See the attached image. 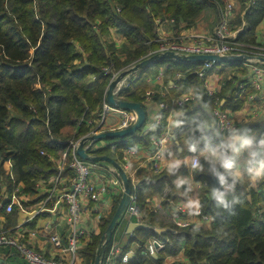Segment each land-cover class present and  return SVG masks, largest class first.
I'll list each match as a JSON object with an SVG mask.
<instances>
[{
	"label": "trees",
	"instance_id": "16d2710c",
	"mask_svg": "<svg viewBox=\"0 0 264 264\" xmlns=\"http://www.w3.org/2000/svg\"><path fill=\"white\" fill-rule=\"evenodd\" d=\"M217 1L0 0V194L3 184L12 190L20 181L26 183V190L33 192L37 180L49 179L56 173V163L50 155L64 157L68 148L65 140L87 133L92 127L87 120L102 108L112 76L104 67L122 71L158 48L157 17L174 18L177 32L196 24L203 14L213 9L219 22ZM245 7L241 5L232 19V28L238 29L244 24L237 39L254 43L258 37L257 27L264 19V0ZM242 10L244 12L240 13ZM202 62L173 58L154 61L131 73L118 97L140 101L147 107L145 93L154 88V98L173 104L174 97L199 84L196 70ZM225 66L235 69L234 73L227 74ZM239 66L241 61L215 63L211 73L219 78L221 90L211 97L212 104L218 97L223 108L236 110L241 108L247 94L255 91L247 83L241 93V82L235 75ZM161 71L164 95L160 83H155ZM207 99L204 96V100ZM175 105L184 113L180 119L185 123L173 129L181 145L185 134L200 136L198 131H192L194 118L210 119L212 114L204 110L198 113L188 105ZM170 111V108L163 110L162 121L154 123V132L149 130L146 121L132 135L96 141L98 146L90 148L89 152L107 154L118 161L128 144H142L153 152L152 138L160 137L167 129ZM102 140H106L105 144ZM113 142L117 143L115 149ZM67 155L66 172H71L68 166L71 153ZM179 155L186 162L173 175L166 169L154 174L140 167L136 183L130 176L144 217L153 224V213L147 207L148 197L163 192L168 184L172 186V198L176 201L182 198L175 194L174 180L186 174L188 180L201 182V209L212 216V221L209 226L188 227L160 223L168 227L162 233L155 232L151 226L138 228L125 244L128 248L136 244L127 264H160L167 255L181 251L192 264H264V181H259L255 187H248L244 182L238 184L236 194L242 203L234 205L229 212L210 199L211 187L219 186V182L206 171L207 165L204 172L193 169L190 172L187 159L194 154L183 150ZM9 160L11 166L7 163ZM121 196L122 193L112 213L104 219L101 232L83 249L87 261H95L101 237ZM164 204L171 206L169 200ZM154 235L165 240V246L157 255L147 256L144 243Z\"/></svg>",
	"mask_w": 264,
	"mask_h": 264
},
{
	"label": "built area",
	"instance_id": "2783aa9c",
	"mask_svg": "<svg viewBox=\"0 0 264 264\" xmlns=\"http://www.w3.org/2000/svg\"><path fill=\"white\" fill-rule=\"evenodd\" d=\"M254 1L256 0H218L220 19L214 30L210 32L185 34L181 33L183 29L177 32L174 28V18L157 17L155 19L158 33L156 40L159 45L152 53L172 50L185 55L250 54L264 56L263 40L249 46L237 39V33L244 24L238 29L232 28V19L239 12L237 3L245 4L247 7ZM243 12L244 10L241 13ZM168 25L174 32L167 30ZM262 38L264 39V32H262ZM249 49L253 52H249ZM242 61L247 63L250 68V86L259 90L264 81V62L255 57ZM215 63L212 60H204L196 70L198 77L211 96L216 95L215 90L209 87L212 83L210 75ZM104 69L108 73L112 72L111 80L121 72V70H114L112 66H105ZM130 74L124 76L117 83L115 87L117 97L119 90L127 83ZM178 75L181 73L179 72ZM162 79L163 72H160L157 75V80L161 81ZM245 89L246 85L241 84V92H244ZM154 94V91L148 89L145 93L146 102L152 99ZM254 97L255 92H250L246 96L248 101L253 100ZM194 99L193 93L191 95L185 93L173 98V103L185 105ZM169 106V102L161 100L160 119H155L154 123L162 121L163 110ZM113 111L120 114L119 122L113 127L107 128V117ZM212 112L217 124L236 125L231 111L222 107V101L218 97L214 100ZM136 119L137 112L135 110L113 107L107 101L105 94L102 108L96 116L87 120L92 125L91 129L78 138L65 140L68 143V148L64 157L57 158L52 154L50 155L56 163V173L51 178L37 180L33 192L25 189L23 181L15 183L12 190L3 184L0 194V217L7 218L12 213L19 211L24 213V218L9 227H6L5 224L0 225V245L13 247L30 264H95V261H87L83 249L95 235L101 232V224L109 215L105 208V198L109 195L111 188L117 187L123 192L124 186L115 169L101 167L99 162L81 157L77 148L82 137L92 136L108 129L129 127ZM173 136V130L166 129L160 137L152 138L154 151L150 158L153 161L154 172L161 170L160 160L166 145ZM98 140L100 139L86 140L84 146L88 153H90V148L98 146L96 143ZM105 141L102 140L101 143L105 144ZM161 141H165L166 145H162ZM111 145L113 149L117 147L115 142ZM146 148L142 144H128L123 148V158L127 159L129 156L137 155ZM68 152L71 153V159L68 162V166L72 169L71 172H66L65 167V165L67 166ZM165 200H160L151 206L150 210L153 213V224H151L144 217L138 197L132 191L130 202L123 217L114 229L111 240L106 244L101 264H127L129 262L130 253H134L135 249L133 247L128 248L125 244L135 235V231L128 232V226L133 221L147 223L153 228L163 227L160 226V223L174 224L179 227H188L194 224L210 225L212 216L202 209H200L199 215H189L184 202L168 197L167 200L170 201L171 206L167 207L164 204ZM194 216H198L199 220H194ZM34 219H37L36 224L34 226L29 225ZM39 220L40 223L38 224ZM165 242L155 235L151 236L144 243V253L147 256L157 255L160 249L165 246ZM168 256L170 255L166 257ZM165 258L160 264H165ZM169 264H192V262L188 258L186 262L174 260Z\"/></svg>",
	"mask_w": 264,
	"mask_h": 264
},
{
	"label": "clouds",
	"instance_id": "9594fccd",
	"mask_svg": "<svg viewBox=\"0 0 264 264\" xmlns=\"http://www.w3.org/2000/svg\"><path fill=\"white\" fill-rule=\"evenodd\" d=\"M195 99L199 101L202 97L197 94ZM203 107L208 110V105ZM183 115L182 110L172 113L169 117V127H181L185 123L180 119ZM153 118L160 119V114L157 113ZM155 128V124L149 125V130L154 132ZM192 131H198L200 136L185 134L182 137L187 152L194 154L191 158V168L204 172L205 164L207 165L206 171L219 182V186L211 187L210 199L216 202L217 207L231 212L234 205L242 203L241 197L236 194L238 184L247 180L255 187L259 181H264V131L254 130L247 124H217L214 118H194ZM161 144L166 145V142L161 141ZM165 151H168L166 147ZM168 154L172 155L170 152ZM185 162L178 156L167 159V173L173 175ZM188 183L189 180L185 177H177L174 180L177 189ZM185 208L189 215H199L201 203L198 199L188 200Z\"/></svg>",
	"mask_w": 264,
	"mask_h": 264
},
{
	"label": "crops",
	"instance_id": "0c3cea01",
	"mask_svg": "<svg viewBox=\"0 0 264 264\" xmlns=\"http://www.w3.org/2000/svg\"><path fill=\"white\" fill-rule=\"evenodd\" d=\"M198 24H194L192 26H188V27H184L182 28L183 31H181V33H185V34H190L193 32H210L213 31L215 27L210 25V21L209 20H204L203 18L199 19L197 21ZM213 28V29H212ZM211 29V30H210ZM264 29V19L262 20V22L259 24L258 26V31L260 33H262V30ZM167 30L172 31V28L170 25L167 26ZM241 61V66L238 67V69H236V76L240 79V88H241V84H250L249 78H250V68L249 65L245 62ZM230 66H225V69L227 70ZM232 68V67H230ZM231 70H235V69H231ZM162 72V71H161ZM234 72L232 71L229 74H233ZM210 80L212 81L211 85L209 86L211 89L215 90V94H219L220 90H221V83L219 82V78H217L214 73H211L210 75ZM155 83H160V87L162 86V90L160 88L161 94H165V85L163 84V79L160 80H156ZM174 85V84H172ZM152 91L156 92V90L154 88H149ZM148 90V89H147ZM193 93L194 96H196L197 94H199L202 99L197 101L196 99H194L193 101L185 104L188 105L189 109L191 110H196L198 111V113L200 111H207L209 113L212 114L211 118H214L213 116V108H214V103L212 104L211 101V95L208 94L206 87L204 86L203 82L200 79V82L198 85L194 86L191 88L190 91L186 92V93ZM255 92V97L253 100L248 101L247 98L244 99V102L241 106V108L236 109V110H232L230 108H226L229 109L235 119L236 125H240V124H247L249 127L251 126V128H253L254 130H260V131H264V81L261 84V88L259 90H255L253 91ZM242 93V92H241ZM185 94V93H183ZM182 95V94H181ZM179 95V96H181ZM177 96V97H179ZM204 96L208 97V99L205 101L204 100ZM174 97V98H177ZM162 99L158 100L156 98H154V96L152 97V99H150L147 102V127H149V125L154 124L155 119L153 118V116H155L157 113L160 112L161 107H160V102ZM173 101V99H172ZM208 105V110H206L203 105ZM210 104H212V109L210 107ZM169 108L171 109L170 114L168 116V121H169V117L172 113H174L177 109H176V105L170 104ZM119 118H120V114L117 111H113L111 112L106 120V127H113L115 124H117L119 122ZM167 129H171L172 128L168 127ZM173 134H174V130H173ZM153 146V143H152ZM167 148V152L164 150V154L162 159L160 160V165H161V170L163 171L165 168V161L167 159H172L173 156H178L180 158L179 152H182L183 150H187L184 143L182 142L181 145H179V141L176 139V136L174 134V136L172 137V139H170V141L168 142V144L166 145ZM151 149L154 150L153 147H151ZM171 153L172 155H169L168 153ZM153 152L148 151L147 148L144 151H141L139 154L137 155H133V156H129L127 159H124L122 156V159L120 161V163H122V165L126 168L128 174L132 177V180L134 183L137 182L138 180V176H137V169L138 168H144L147 169L148 172L150 173H159V172H154L153 170V161L150 158L151 154ZM124 155V153H123ZM187 161L189 162L188 164H190V172H191V157H189L187 159ZM101 167H106L105 165H100ZM110 169V168H108ZM179 177H185L187 178L186 174H181ZM246 186H251L247 180L244 181ZM201 182H198L197 180L194 179H190L188 184H185L183 187L176 189L175 190V194L181 196L182 198L179 199V201L184 202L185 204L187 203L188 200H195L198 199L200 201V196H199V189L201 187ZM172 186L170 184H168L165 189L163 190V192L158 193V194H154L150 197H148V204L147 207L150 209L152 205H154L156 202L160 201V200H167L168 197H173L174 194L172 193ZM123 193L119 188L117 187H113L111 188L109 195L105 198L106 201V210L109 212V215L112 213L113 209H114V205L116 200L119 198L120 194ZM165 200V201H166ZM24 213H20L19 211H16L14 213H12L11 215H9L7 218L5 217H0V225L3 226L4 224L6 225V227H9L11 224H15L17 221H22L24 218ZM108 215V216H109ZM194 220H199L198 216H194ZM37 222V219H34L33 221H31L29 223V225L34 226ZM40 223V220L38 221V224ZM101 230H102V224H101ZM98 235V234H97ZM135 249L136 244H132V246ZM12 254H18L16 251H14ZM0 258L4 259V261L6 262V264H8V255H6L5 253L0 251ZM188 259L187 255L181 251L177 254H173L170 255L168 257L165 258V264H169L171 261L174 260H179V261H183L186 262Z\"/></svg>",
	"mask_w": 264,
	"mask_h": 264
},
{
	"label": "water",
	"instance_id": "95a60500",
	"mask_svg": "<svg viewBox=\"0 0 264 264\" xmlns=\"http://www.w3.org/2000/svg\"><path fill=\"white\" fill-rule=\"evenodd\" d=\"M257 58L259 61L264 62V56L263 55H250V54H226V55H221V54H190V55H185V54H178L172 50H167V51H159L152 53L151 55L144 57L143 59L139 60L138 62L134 63L132 66L123 69L117 77L114 79L110 80L109 85L106 90V99L107 101L113 106V107H118V108H125V109H133L137 112V119L134 121L133 124H131L129 127H125L122 129H108L105 131H102L98 134L92 135V136H86L82 137L79 142V146L77 148L78 154L90 161L93 162H108L110 163L115 171L118 173L120 178L122 179L123 182V193L121 196V199L119 201V204L115 210V213L113 214L106 230L105 233L101 237V242L97 250V255L95 259V264H101V259L103 256V253L105 252L106 249V244L111 240L114 229L116 228L118 222L121 220L123 217V214L130 202V196L133 191L132 188V183L130 180V175L128 174L126 168L120 163V161L116 160L114 157L107 155V154H102V155H93L88 153L87 149L85 148V142L86 140L89 139H101V138H118V137H125L134 134L138 129L143 127L147 121V109L144 106V104L140 101H131V100H126L122 99L116 96L115 93V87L117 83L127 74L134 73L137 70L143 68L144 66L160 60L164 58H173V59H178L181 61H204V60H212L215 62H221V63H226V62H231V61H240L244 59H249V58ZM154 148V145L152 146ZM1 157V156H0ZM250 197V195H248ZM144 226H149L147 223L144 222H131L128 226V232H134L138 228L144 227ZM153 228V227H152ZM155 232L157 233H162L168 230V227H157L153 228ZM133 255V252L130 253ZM0 264H6L4 259L0 258Z\"/></svg>",
	"mask_w": 264,
	"mask_h": 264
},
{
	"label": "rangeland",
	"instance_id": "374dc122",
	"mask_svg": "<svg viewBox=\"0 0 264 264\" xmlns=\"http://www.w3.org/2000/svg\"><path fill=\"white\" fill-rule=\"evenodd\" d=\"M237 5H238V8L240 9V7H241V5H243L242 3H237ZM242 11H240V13H241ZM208 13H210V14H208ZM208 14V15H207ZM216 14V15H215ZM207 15V16H206ZM206 16V19H204V17ZM215 16L217 17V21L215 20ZM202 18L204 19V20H209L211 23H210V25L211 26H213V27H215L216 26V24L218 23V16H217V12H216V10L215 9H213L212 11H210V12H206L205 14H203L202 15ZM262 22V21H261ZM196 24H198V23H196ZM259 26V25H258ZM213 29V28H212ZM211 30V29H210ZM262 32H264V29L262 30ZM257 34H258V37H257V40H256V42H254V43H246L247 45H249V46H252L253 44H256V43H258V42H260L261 40H264L263 38H262V33H260L259 31H258V27H257ZM119 38V40L120 41H122V38L121 37H118ZM118 40V41H119ZM250 48V47H249ZM249 52H253V50H250L249 49ZM232 68H228L227 70H226V73L227 74H229V73H231L233 70H231ZM70 139V138H69ZM65 155V154H64ZM62 156H60V157H58V158H61ZM8 165H12V162H11V160H9L8 162ZM99 165H105V166H107L108 168H110V169H114V167L110 164V163H108V162H99L98 163ZM11 170V169H10ZM14 175V174H13ZM24 186L26 187V183H24ZM0 251L1 252H3V253H5L6 255H8V257H9V259H8V264H30L27 260H25L19 253L18 254H12L15 250L13 249V247H11V246H9V245H0Z\"/></svg>",
	"mask_w": 264,
	"mask_h": 264
}]
</instances>
